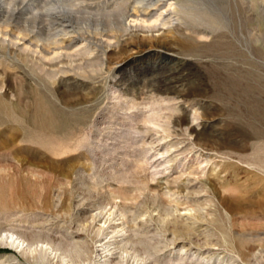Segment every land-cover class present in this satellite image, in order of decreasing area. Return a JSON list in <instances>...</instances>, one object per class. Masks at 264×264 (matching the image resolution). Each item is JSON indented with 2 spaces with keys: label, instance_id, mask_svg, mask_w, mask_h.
<instances>
[{
  "label": "rangeland",
  "instance_id": "rangeland-1",
  "mask_svg": "<svg viewBox=\"0 0 264 264\" xmlns=\"http://www.w3.org/2000/svg\"><path fill=\"white\" fill-rule=\"evenodd\" d=\"M136 1L0 0V264H264V0Z\"/></svg>",
  "mask_w": 264,
  "mask_h": 264
},
{
  "label": "bare ground",
  "instance_id": "bare-ground-1",
  "mask_svg": "<svg viewBox=\"0 0 264 264\" xmlns=\"http://www.w3.org/2000/svg\"><path fill=\"white\" fill-rule=\"evenodd\" d=\"M147 1H149V4H151V5H155V6H157V7H160V6H162V3H163V0H137L136 2H144V4H145V2H147ZM135 10V9H134ZM138 10L136 9L135 10V16H138V15H140V14H143V12L142 13H138L137 12ZM143 11V10H142ZM142 16V15H141ZM0 32H2V33H6V34H10V35H12V37L13 38H21L22 39V36H21V34L20 33H18V34H14V33H12V32H10V31H2V30H0ZM60 40H57L56 41V43H58ZM121 206H123V205H121ZM118 212V211H117ZM125 212V209H122L121 210V213H124ZM194 214V213H193ZM110 216H111V218L112 219H115L114 217L117 215V213L115 212V211H112V212H110V214H109ZM109 217V216H108ZM108 219V218H107ZM107 219H105V222L104 223H106V220ZM109 223H110V221H109ZM111 224V223H110ZM109 224V225H110ZM109 227H112V232L115 234L114 236H123V235H125L124 233H126V231H127V229L124 227V226H120V225H110ZM107 228V227H106ZM188 227H186V229H187ZM98 230H97V232L100 234L102 231H105V229H104V227L103 226H99V228H97ZM12 239L13 238H11V241H12ZM16 242V241H15ZM107 242V241H106ZM112 243V242H111ZM110 243V244H111ZM116 246L114 247V249H113V252L112 253H114L115 254V252H114V250L115 249H117V248H119V243H120V240H118V239H116L114 242H113ZM18 245H21V243L19 242V244ZM106 244H102V243H100L99 244V246H101V248H99L98 249V251H103V249L106 247L105 246ZM109 245V244H108ZM107 245V246H108ZM113 245V244H112ZM110 249V248H109ZM117 251V250H116ZM123 251L124 252H126L127 254H129L130 252L126 249V248H123ZM124 252H123V254H124ZM136 252V251H135ZM102 253H98L97 254V256H98V258H100L99 259V262L101 263V264H108L109 262H111L110 261V259L109 258H105L104 256H102L101 255ZM124 256V255H123ZM122 256V257H123ZM125 257V256H124ZM118 259V258H117ZM124 259V258H123ZM140 260V257H139V259H137V262H136V264H139V262H141L140 264H142V261H144V258H142L141 260L142 261H139ZM125 261V260H124ZM123 261V262H124ZM114 262V261H113ZM112 262V263H113Z\"/></svg>",
  "mask_w": 264,
  "mask_h": 264
}]
</instances>
